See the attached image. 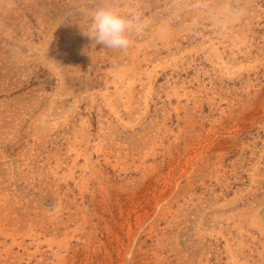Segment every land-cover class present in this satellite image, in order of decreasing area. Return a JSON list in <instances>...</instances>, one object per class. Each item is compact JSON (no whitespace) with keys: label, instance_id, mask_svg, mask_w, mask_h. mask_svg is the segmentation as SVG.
Segmentation results:
<instances>
[{"label":"rangeland","instance_id":"rangeland-1","mask_svg":"<svg viewBox=\"0 0 264 264\" xmlns=\"http://www.w3.org/2000/svg\"><path fill=\"white\" fill-rule=\"evenodd\" d=\"M0 0V264H264V0Z\"/></svg>","mask_w":264,"mask_h":264},{"label":"clouds","instance_id":"clouds-1","mask_svg":"<svg viewBox=\"0 0 264 264\" xmlns=\"http://www.w3.org/2000/svg\"><path fill=\"white\" fill-rule=\"evenodd\" d=\"M87 15L84 34L105 49L127 51L132 46L133 34L141 31L139 14L125 13L115 0H102Z\"/></svg>","mask_w":264,"mask_h":264}]
</instances>
